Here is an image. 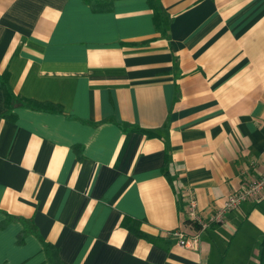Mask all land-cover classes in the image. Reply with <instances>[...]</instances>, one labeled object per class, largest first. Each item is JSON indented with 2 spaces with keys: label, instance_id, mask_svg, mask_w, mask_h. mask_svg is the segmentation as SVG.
Segmentation results:
<instances>
[{
  "label": "crops",
  "instance_id": "crops-1",
  "mask_svg": "<svg viewBox=\"0 0 264 264\" xmlns=\"http://www.w3.org/2000/svg\"><path fill=\"white\" fill-rule=\"evenodd\" d=\"M158 3L0 0V264H257L264 192L167 233L264 171V0Z\"/></svg>",
  "mask_w": 264,
  "mask_h": 264
},
{
  "label": "built area",
  "instance_id": "built-area-1",
  "mask_svg": "<svg viewBox=\"0 0 264 264\" xmlns=\"http://www.w3.org/2000/svg\"><path fill=\"white\" fill-rule=\"evenodd\" d=\"M263 192L264 171L259 177L248 180L242 190L229 194L224 199L221 206L215 208V210L207 218H202V216L197 212V202L193 190L186 189L184 194V198L186 200L185 207L189 219L198 224V229L192 234H187L184 230L179 229L170 231L167 235L174 237L179 246L196 249L200 231L208 227L211 223L221 222L226 213L237 209L243 201L263 195Z\"/></svg>",
  "mask_w": 264,
  "mask_h": 264
},
{
  "label": "trees",
  "instance_id": "trees-1",
  "mask_svg": "<svg viewBox=\"0 0 264 264\" xmlns=\"http://www.w3.org/2000/svg\"><path fill=\"white\" fill-rule=\"evenodd\" d=\"M150 2H151L152 9L154 12L156 27H157V29H162L161 11L159 9L158 0H150ZM5 84L6 83L2 82V85H3L4 90H5L6 98H8V97L14 98L12 96L11 92L9 91L8 86H5ZM43 248L45 249V251L47 253V260L49 261V264H65L59 258L58 254H57V250L54 247H52L49 244H44ZM257 251H258L257 264H264V237L259 242Z\"/></svg>",
  "mask_w": 264,
  "mask_h": 264
}]
</instances>
